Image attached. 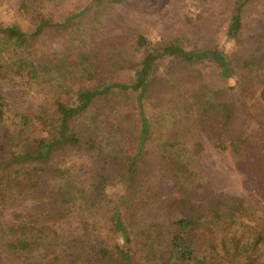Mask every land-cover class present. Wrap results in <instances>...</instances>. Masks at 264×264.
I'll return each instance as SVG.
<instances>
[{"label": "trees", "instance_id": "1", "mask_svg": "<svg viewBox=\"0 0 264 264\" xmlns=\"http://www.w3.org/2000/svg\"><path fill=\"white\" fill-rule=\"evenodd\" d=\"M122 1L39 15L31 34L0 21V81L35 97L22 109L0 87V264H264V28L245 33L251 0H233L229 53L185 35L97 36ZM47 37L66 50L46 51ZM164 57L174 61L160 73ZM202 136L237 157L257 204L213 189L198 167Z\"/></svg>", "mask_w": 264, "mask_h": 264}, {"label": "rangeland", "instance_id": "2", "mask_svg": "<svg viewBox=\"0 0 264 264\" xmlns=\"http://www.w3.org/2000/svg\"><path fill=\"white\" fill-rule=\"evenodd\" d=\"M90 0H0V21L16 24L24 32L34 31L35 20L39 15L58 21L67 15L81 10ZM26 3L25 12L19 10L20 4ZM233 0H123L107 12L101 22L93 29L95 34L111 42H131L136 31L143 33L153 44L166 43L179 35H185L192 45L211 47L229 53L234 45L227 39ZM245 33H253L264 28V0H251L244 13ZM43 48L48 52H63L67 48L65 39L45 38ZM174 59L164 57L157 63L159 72L165 71ZM201 70L210 85H218V72L212 65H203ZM31 71L24 66L27 77ZM3 94L10 102L22 109L35 105L34 99L25 88L7 85L0 81ZM116 111L107 113L113 118ZM204 150L198 159V167L208 178L213 189L228 199H244L257 204L256 193L246 187L248 176L238 170V159L230 152L215 149L202 136ZM90 177L80 173L79 184L87 185ZM33 200L16 209L5 212L4 219L11 220L13 213L28 209ZM155 217L161 219L159 213ZM67 233L79 235L81 228L76 223L63 226Z\"/></svg>", "mask_w": 264, "mask_h": 264}]
</instances>
